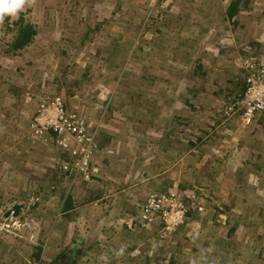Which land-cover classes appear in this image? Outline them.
I'll list each match as a JSON object with an SVG mask.
<instances>
[{
    "label": "rangeland",
    "instance_id": "rangeland-1",
    "mask_svg": "<svg viewBox=\"0 0 264 264\" xmlns=\"http://www.w3.org/2000/svg\"><path fill=\"white\" fill-rule=\"evenodd\" d=\"M230 1L26 0L14 15L5 14L0 22V264H48L63 251L64 261L65 243L73 237V232L67 239L60 235L66 183L53 178L58 157L41 146L32 151L20 146L27 159H17L10 141L22 137L45 93L59 94L91 122L99 120L104 129L98 142L108 135L115 139L117 153L110 159L118 160L129 148L133 153L126 158H135L128 164L136 171L137 158H149L143 162L153 166L152 173L135 175L136 181L172 170L175 181L164 189L196 190L205 204L203 213L165 240L153 229L131 224L125 214L118 227L121 241L107 230L91 254L73 255L76 264H264V223L258 217L264 209V122L257 123L252 142L246 137L236 143L253 128L222 115L228 89L241 83L238 59L264 51V0H249L234 22L223 17ZM19 16L36 33L12 53L6 50ZM198 65L205 75L192 77ZM225 136L228 152H223ZM116 172L119 177L111 180L122 183L123 170ZM33 191L40 200L31 211L11 214L12 200L22 205ZM139 196L132 201L139 202Z\"/></svg>",
    "mask_w": 264,
    "mask_h": 264
},
{
    "label": "built area",
    "instance_id": "built-area-1",
    "mask_svg": "<svg viewBox=\"0 0 264 264\" xmlns=\"http://www.w3.org/2000/svg\"><path fill=\"white\" fill-rule=\"evenodd\" d=\"M238 63L241 83L223 98L222 115L225 120L237 119L249 126L264 113V51L249 52ZM98 129L99 121L91 122L87 115L69 109L59 94L45 93L30 114L24 136L30 145L56 149L58 172L71 176L70 184H75L92 180L102 165L101 153L111 152L99 144ZM39 200V195L31 192L22 203V211L30 212ZM204 210L196 190L170 188L146 194L130 219L141 228L155 230V236L165 240L188 222L190 214L200 215Z\"/></svg>",
    "mask_w": 264,
    "mask_h": 264
},
{
    "label": "crops",
    "instance_id": "crops-1",
    "mask_svg": "<svg viewBox=\"0 0 264 264\" xmlns=\"http://www.w3.org/2000/svg\"><path fill=\"white\" fill-rule=\"evenodd\" d=\"M258 122H264V113L258 114L254 119L253 123L249 125V127L243 126L241 124L244 128L245 127H248V129L253 128V130L249 129V132H247L246 136H244L245 132L239 138L237 136L238 142L236 141V143H240L243 141L246 142L248 141V139L249 142H252V137L255 136L256 131L259 130L258 127L261 125L260 123L257 124ZM100 127L101 125L99 123L98 136L100 135V132L103 131L104 129L103 127L102 128ZM256 127L257 129L255 130ZM105 138L107 141L99 142V144L103 148L107 150H111V152L109 153L105 151L101 153L102 165L99 168H97V173L91 182L81 181V183L78 184H70L69 183L70 177L68 178L64 174L59 173L58 170H55V172H53V178L55 181H57L58 183H63V182L66 183L65 184L66 187H64L65 197L61 202L62 204L60 207V212H61L60 215L64 216L66 223L65 226L61 228L60 235L61 237L67 239L70 233L73 232V237L71 238L70 236L67 239V242L65 243L64 249H67V253L65 252L66 254L63 255L64 261H62V259H59V261L55 262L54 264L56 263L66 264V262H70V264H76L77 260L74 259L73 255L80 253L81 254L83 253L84 255L91 254V252L89 251L92 250V248L97 249V247L100 245L101 239L104 237L103 233L106 232L107 230H108L107 233L109 234L113 233L114 236L113 238L112 237L111 238L114 239L115 242H117V240L119 239L121 241L123 236L119 235L120 230L118 227H120V224H122L125 221V214L126 216H128V218L134 216V214L137 213V209L140 206L146 194L154 190H167L164 188H168L167 187L168 184H171L172 181L173 182L175 181V179L171 178V176L174 174L172 170L164 172L165 175H162L157 179L154 178L151 180L147 178L145 179L142 178V180H139L138 178V180L136 181L135 175L149 176L152 173L151 168L153 166H150V164H144L143 162V161H147L149 158L145 156H142L141 158H137L138 165L137 168L135 169L136 171H134L131 165L134 163V160L132 161L131 159H135V158H131L129 159V161L126 158V157H131L133 152H131L129 148H126L125 153H123L122 155L119 154L121 156L118 158V160L116 159V157H114L116 160L110 159V157L116 152L113 149V146L115 145V141H114L115 139L111 135H108ZM10 141H12V144L14 145L13 147H15L14 151L16 152H13V155L17 159L18 158L24 159L26 155V154H21L18 147L26 146L28 151H32L34 148H37V146L28 144L27 140L25 139L24 133L22 134V137L13 136L12 140L10 139ZM223 142L225 143L223 144L224 147L223 152H228V150H230L229 148L227 149V146H230L229 139L225 136ZM234 147L236 152L240 153L242 151L241 148H239L235 144ZM45 149L48 150L47 152L52 153V155L56 154V156L58 157V153L56 149L49 147H46ZM26 159L27 158H25V160ZM128 162L130 163L132 162V163L128 164ZM125 168L127 169V171H125ZM119 169L123 170L122 183H121V179L119 181L116 180V182L115 181L113 182L111 180V177H113V179L119 177V175L116 172ZM103 175L110 176L109 177L110 179L108 178V181L102 179ZM137 189L141 191L138 192ZM49 190H50L49 194H52L55 189L52 191L49 187L48 191ZM91 193H93V196H90ZM139 193L141 194V196H139ZM67 195H70L71 198L68 201L70 202V204L66 208L64 206V202L67 201L66 199ZM136 196H139L138 198L140 199L139 202L132 201L135 200L134 198ZM85 197H89V200H91L92 198L93 199L88 203H85L84 205H82V203L80 202L79 203L76 202L77 198L81 199L82 200L81 202H83ZM15 204H17V202L12 200L10 207L13 209V206ZM133 204L134 206L132 208H134L135 212L134 210H131V205ZM68 222H70V226H68ZM136 230H137L136 232L142 235L141 233L142 231H140L139 229ZM56 231H58V229H56ZM70 242H72V244L78 243L80 244V247L82 245L83 247H81L79 251L78 248H76L78 245L72 246ZM70 246L74 248H70Z\"/></svg>",
    "mask_w": 264,
    "mask_h": 264
},
{
    "label": "trees",
    "instance_id": "trees-1",
    "mask_svg": "<svg viewBox=\"0 0 264 264\" xmlns=\"http://www.w3.org/2000/svg\"><path fill=\"white\" fill-rule=\"evenodd\" d=\"M249 2H250L249 0H231L229 2V4H228L226 10H225V16H223V17L231 20V22H234L235 20L233 19V17L238 15L240 10L243 9L244 7H246L249 4ZM12 25H13V27L11 29L15 33L13 34L12 40L9 42V47L7 48L6 51H12V53H16V52L20 51L21 49H23L25 46H27L32 41L33 36L36 33V31H35V29L33 27V24L31 22L25 21L21 16H19L15 20H13ZM9 49H11V50H9ZM198 75H199V77H203L205 75V71L201 70L200 65H198L196 67V69L193 71L192 77L193 76L197 77ZM191 91L196 92L197 90L194 89V87H193L191 89ZM232 91H233V88H229L228 89V94L231 93ZM66 175H67V173H66ZM69 177L71 178V176H69ZM70 198H71L70 195L66 196L67 201L64 202V206L66 208L70 204V202H68L70 200ZM258 214H259L258 217L261 220V223H260V221H259V223H260V225L263 226V223H264V220H263L264 219V209L262 207L259 208V213ZM191 218L194 219V213L190 214L189 219H191ZM129 220H131V219H129ZM133 221L134 220H131V224H132ZM134 223H135V225H137L135 221H134ZM227 229H228V231H227V235L226 236L228 237V235H230L232 232L235 231L236 225L235 224L229 225V227ZM61 253L63 254V252L58 253L55 256V258L53 260H51L48 264H54L55 262H58L59 261L58 259L60 258V255H62ZM34 255L37 256V258H38L39 257V251L37 250Z\"/></svg>",
    "mask_w": 264,
    "mask_h": 264
},
{
    "label": "clouds",
    "instance_id": "clouds-1",
    "mask_svg": "<svg viewBox=\"0 0 264 264\" xmlns=\"http://www.w3.org/2000/svg\"><path fill=\"white\" fill-rule=\"evenodd\" d=\"M25 2L26 0H0V22L3 21L5 14L14 15Z\"/></svg>",
    "mask_w": 264,
    "mask_h": 264
},
{
    "label": "water",
    "instance_id": "water-1",
    "mask_svg": "<svg viewBox=\"0 0 264 264\" xmlns=\"http://www.w3.org/2000/svg\"><path fill=\"white\" fill-rule=\"evenodd\" d=\"M21 208H22L21 204H15L13 206V215L14 216L18 215V212L20 211Z\"/></svg>",
    "mask_w": 264,
    "mask_h": 264
},
{
    "label": "flooded vegetation",
    "instance_id": "flooded-vegetation-1",
    "mask_svg": "<svg viewBox=\"0 0 264 264\" xmlns=\"http://www.w3.org/2000/svg\"><path fill=\"white\" fill-rule=\"evenodd\" d=\"M56 264H60V263H56Z\"/></svg>",
    "mask_w": 264,
    "mask_h": 264
}]
</instances>
